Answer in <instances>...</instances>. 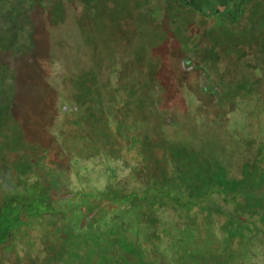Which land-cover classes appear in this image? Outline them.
<instances>
[{"label": "trees", "instance_id": "obj_1", "mask_svg": "<svg viewBox=\"0 0 264 264\" xmlns=\"http://www.w3.org/2000/svg\"><path fill=\"white\" fill-rule=\"evenodd\" d=\"M44 1L50 0H27L29 8L37 14L47 11L49 14H46L54 16ZM90 1H93L92 7L97 4V0ZM181 4L210 24L215 19L229 17L227 19H232L235 25L233 40H247L248 45L240 48L242 54L233 50L223 56L230 62L229 70L232 63L244 61L248 53L250 63L254 64L251 66L255 73L253 83L245 88L243 85L240 90L234 87L237 92L232 91L235 101L243 105L248 150L254 159L246 170L248 176L238 182L246 186L233 188L221 182L206 184L201 176L193 180L181 178L164 137L146 128L150 123L147 94H151L153 103L157 102L149 82L152 70L139 67L138 71L116 65L113 60L108 63L106 58L97 57L91 51L87 56L95 66L76 69L75 79L67 87L68 93L75 88L78 93L87 94V98L79 100V104L63 103L68 95L63 91L64 96L62 90L55 87L60 106L56 103L54 125L35 135L30 130L25 131V138L19 136L25 140L24 145L17 147L14 146L15 135L14 142L6 147L0 160V175L6 174V178L0 176V263L167 264L179 260L178 264H264V205L255 206L251 213L243 209L246 191L261 193L264 179V16L261 19L257 13L264 10V0H242L234 14L206 13L201 6L188 0ZM66 5L63 4V11H71ZM8 10L7 14L14 11ZM45 15L40 14L47 17ZM22 22L31 27L36 25L26 20ZM202 28L199 26V34ZM30 41L34 44L33 34H30ZM62 41L66 43L64 38ZM88 42L90 44V37ZM193 43L188 38L185 46L179 47L183 71L200 72L202 93L213 97L226 95V87L215 70L195 62L197 58L193 54L199 48ZM10 44V50L16 48L15 44ZM20 46L17 43L18 49L6 55V75L11 77L21 72L23 62H37L41 74L44 73L39 62L41 58L66 62L65 58L54 54L53 46H48L43 53L30 50L22 59L18 53L26 47ZM3 50L0 48V53ZM128 55L126 61L137 54L129 52ZM66 71L67 75L71 74L66 68L64 76ZM242 72H246V67L240 63L235 83L241 81ZM175 75L179 73L175 71ZM63 78L61 76L58 81ZM15 109V106L6 109L10 126L16 125L14 119L21 120ZM21 118L27 115L22 114ZM170 121L174 122L172 116ZM69 131L79 133L77 135L88 149L92 147L88 144L96 141L113 146L123 163L131 168L126 185L123 188L110 185L101 190L62 185L60 179L46 177L44 169L50 162H65L67 155L60 151L64 145L61 143L57 147V139L60 132ZM21 163L25 164L24 174H21ZM256 200L251 198L249 203ZM215 203H219V209L214 208ZM125 209H134L141 217L155 216L158 224L152 226L153 231L146 240H140V235L134 238L129 225H101L106 218L115 221ZM164 211L175 219L174 228L169 222L159 224L160 213ZM88 222L91 225H87ZM144 226L147 225H137L138 230ZM213 227L218 235L210 234Z\"/></svg>", "mask_w": 264, "mask_h": 264}, {"label": "rangeland", "instance_id": "obj_2", "mask_svg": "<svg viewBox=\"0 0 264 264\" xmlns=\"http://www.w3.org/2000/svg\"><path fill=\"white\" fill-rule=\"evenodd\" d=\"M82 1L84 0L44 1L48 11L55 13L54 16L48 15L47 11L45 12L48 14L40 13L46 14L49 20L29 8L27 0H0V48L4 49L0 53V74L3 75L0 76V160L5 155L6 147L14 142L15 135L14 146L17 147L24 145L25 140L19 136L23 135L25 138V131L30 130V133L35 135L48 131L54 125L59 98H56L55 87L68 95L65 101L63 99V103L69 101L79 104V100L87 98V94H80L75 88L68 93L67 87L72 84L70 81H74L75 73L78 72L76 69L80 70L81 66H95L91 64L94 61L87 56L93 51L97 57L99 55L106 58L108 63L113 60L116 65H126L138 71L139 67L152 70L149 82L154 88L157 102L153 103L151 94H147L150 123L146 128L164 137L167 151L171 153L173 164L178 167L181 178L193 180L201 176L202 180L207 181L206 184L221 182L233 188L235 185L238 188L246 186L245 183L238 182L248 176L246 170L250 169L249 162L254 159L248 150L249 136L245 130L246 116L243 113V105L235 101L232 91L235 88L240 90L243 85L244 88L250 86L255 73L251 69L254 64L250 63L249 53L244 61L237 60L232 63L230 70V62L223 58L227 51L234 50L242 54L240 48L248 45L246 38L233 40V20L225 17L215 19L213 24L204 22L202 16L181 4L185 0H97L94 7L93 1L86 0L78 8L77 5ZM188 1L201 6L206 13L220 11L223 14H234L242 2ZM63 4H68L65 7L70 6L72 10L63 11ZM10 8L14 11L7 14ZM257 13L262 19L264 10ZM24 20L36 25L31 27L29 24H23ZM199 26L203 27L200 30L202 35L199 34ZM30 34H33L35 40L32 45ZM62 38L66 43H63ZM188 38L194 41L193 46L199 48L193 54L197 58L195 62L201 67L215 70L220 82L226 87V95L213 97L202 93L200 72L183 71L178 53L179 47L185 46V39ZM10 43L15 44L14 49H18L17 43L22 48L26 47L20 53L17 51L22 59L30 50L43 53L48 46H53L54 54L65 58L66 62L38 58L44 72L42 74L38 70L37 62H23L21 72L11 77L6 75V55L14 51L10 50ZM129 52L137 55L134 59L126 61ZM240 63L246 67V72H242L241 81L235 83ZM9 64H13L12 61H9ZM66 68L71 74L67 75L66 71L64 76ZM175 71L179 76L175 75ZM61 76L64 77L61 80L63 82L58 81ZM65 80L69 81L66 83ZM212 80L214 82L213 78ZM233 83L235 85L231 86ZM63 95L65 96L64 93ZM58 105L60 106V103ZM8 106H15L16 113L20 115V121L19 118L14 119L15 126H10L9 120H6ZM22 114H26L27 118H21ZM171 116L173 123L170 121ZM60 133L57 147L63 143V150L60 151H64L67 157L65 162H50V166L44 169L46 177H52L55 181L60 179L62 185L90 186L101 190L110 185L117 188L126 185L131 168L123 163L113 146L107 142L96 141L94 144H88L92 146L88 149L76 131ZM186 150H189V154ZM20 166L21 174L26 173L25 164L21 163ZM0 176L6 178L5 173ZM261 184L262 191L259 194L258 191H246V201L243 205L245 211L251 213L255 206L264 205V179ZM251 198L257 200L249 203ZM214 208L219 209V203H215ZM262 209L264 212V206ZM160 214L162 220L158 219L159 224L165 225L169 222L174 228L175 219L166 211ZM118 216L115 221L111 218L104 219L101 225H129L134 238L140 235V240H146L153 231L152 226L158 224L154 220L155 216L148 214L141 217L134 209L120 211ZM87 225L91 223L88 222ZM137 225L147 226L138 230ZM213 233L218 235L214 227L210 234ZM178 261L167 264H178ZM0 264H6V261Z\"/></svg>", "mask_w": 264, "mask_h": 264}]
</instances>
